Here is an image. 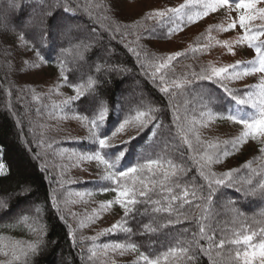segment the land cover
<instances>
[{
  "label": "trees",
  "instance_id": "16d2710c",
  "mask_svg": "<svg viewBox=\"0 0 264 264\" xmlns=\"http://www.w3.org/2000/svg\"><path fill=\"white\" fill-rule=\"evenodd\" d=\"M134 1L136 0H126ZM65 2L66 0H0V152L1 162L5 167V173H0V247H5L4 253H7L1 259L3 264H22L23 257L20 261L13 260L10 244L35 243L37 239H42L43 243L35 254H29V264H136L115 262L110 256L104 255L106 249L103 245L115 242L135 243L137 249L134 253L140 257L142 252L146 255L162 254L165 250L162 245L178 250L185 241L191 240L192 233L198 232L201 225L214 241L233 237L241 232L259 233L264 228V187H261L264 185V153L259 151L260 143H256L254 147L250 145L251 138L230 151L227 157H222L219 162L207 165L204 169L207 172L210 168L217 178L225 172L233 171V186H226V181L224 185L215 187L210 204L203 200H193L191 205H184L180 211L191 209V215L187 219L181 216L180 223L170 225L162 232L140 235L143 225L151 223L152 216L157 214L145 213V208L152 206L138 203L133 206L131 218L123 225L124 229L131 228V233L118 230L116 234H109L106 230L114 224L101 231L95 240L91 235L81 232L80 225L84 228L83 218L90 212L79 196H92L106 203L115 200L116 193L102 190L110 183L102 179L106 173L102 164L90 161L97 165L94 175H91L90 169L76 166V159H81L83 154L99 150L98 145L88 138L89 125L76 119V115H89L91 119L98 114L101 106H106L108 114L104 124L97 130L103 136L110 134L124 117L134 116L137 111L160 107L168 101V97L160 93L156 84L145 75L137 57L127 50L124 42L119 38L110 41V34H101L103 28L100 24L113 22L135 25L132 31L135 36H142V39L132 43V47L137 48L140 60L145 62L149 72L152 66L170 55L158 47L178 39L179 35L188 28L195 27V24L184 20L181 25V21L169 20L167 16L153 20L149 15L157 11L151 10L134 19L120 9H112L109 0H72L74 11L67 13L62 7ZM84 3L90 5L91 15L84 11ZM101 5L109 7L102 8ZM41 18L42 27H33ZM28 20L33 24L24 26ZM210 20L203 31L196 36L191 34L187 37L183 43L186 44L184 53L162 70L166 79L173 84L188 81L180 89L170 87V91L176 95L168 103L166 114L160 115L165 125L163 134L157 130V136L153 137L151 125L137 134L135 126L129 125V136H136V139L131 141L128 154L121 160L120 167L124 171L135 167L138 162L154 158L177 162L175 149L167 150L168 146L175 145L167 135V126L175 127L177 123L174 113L180 116L179 122L185 128L192 129L184 135L188 136L194 149L186 151L183 161L184 166L188 167L185 180L191 179L188 184L190 189L193 185L207 183L200 175V164H206L202 158L211 154V149L207 146L219 144L223 149L226 147L225 141L238 139L221 132L224 125L235 123L221 118L220 114L235 112L240 106L235 105L223 89L197 78L198 74L211 73L208 53H218L220 49L217 41L220 28L213 20L210 23ZM64 23L72 28L67 37L60 35ZM18 33L25 35L29 42L27 52L21 50L17 53L12 48L11 42L16 40ZM5 38L8 40L7 44L3 43ZM128 40L132 41L133 37L129 36ZM33 46L40 51L43 61L34 55L31 50ZM205 52L207 57L204 56ZM30 57L37 61L36 66H33L34 62ZM38 62L42 70L52 72L53 78L68 91L66 95L59 92L57 81L53 86L49 82L22 81L25 74L37 71ZM61 68L64 69L67 82L59 74ZM89 79L96 81L92 88L87 87ZM224 83L233 90L226 81ZM80 84L85 86L82 89L84 95L66 105L64 101L75 96V87ZM136 87L144 95L140 98L134 95L128 97L132 94L130 90ZM84 101L95 105V108L83 112ZM141 104L143 107L139 106ZM173 104H178V108L174 109ZM243 111L254 112L249 107H245ZM72 124L76 126L74 129L71 128ZM237 127L242 130V125ZM114 139L115 137L112 140ZM112 145L113 147L102 150L101 154L115 152L123 146L122 142ZM181 148L185 149L186 145L181 143ZM69 153L81 155L77 158ZM231 159L233 161L229 163ZM75 169H82L84 172L76 174ZM144 178L145 174L138 170L124 180L130 186L135 181L139 187V181ZM149 187L152 189L149 194L154 199L158 198V187ZM139 199L144 198L138 197ZM196 204L200 207H195ZM35 211H40V215L35 214ZM119 212L120 216L115 224L124 218V211L120 206ZM202 213L205 217L203 220ZM32 228L42 229V232L34 233ZM185 228L188 231L185 232ZM174 236L179 237L180 243L173 239ZM258 238L257 236L255 240ZM199 244L208 249V254L199 252L195 264H214V261L217 264H227L228 250L235 247L226 245L225 249H220L208 240H200ZM93 252L95 256L89 259ZM177 256L184 258V254L177 251L167 261L162 260L161 264H176Z\"/></svg>",
  "mask_w": 264,
  "mask_h": 264
},
{
  "label": "snow or ice",
  "instance_id": "6c2138e0",
  "mask_svg": "<svg viewBox=\"0 0 264 264\" xmlns=\"http://www.w3.org/2000/svg\"><path fill=\"white\" fill-rule=\"evenodd\" d=\"M126 2V0H125ZM193 0H188L191 4ZM195 3L202 9V11L197 12L195 16L187 15L184 9L188 6L187 4L181 5L179 8L172 7L164 11H157L149 15L150 19L156 20L164 17H168L169 20H177L183 22L185 17H187V22H191L193 19H197L202 16H207L210 12H216L217 10H223L225 17L233 11H238V24L243 30L244 34L234 37L235 44H246L249 49H254V59L247 62L246 67L241 68L240 63L227 65L224 67H213L211 68L210 74H198L197 78L202 81L210 82V84L223 89L227 95L234 101L237 107L235 112H229L227 115L221 113V118L228 121H232L237 125H242V130L238 136V139L225 141L226 147L221 149L219 144L208 145L207 147L211 149V154L205 155L202 159L206 161V164H200V175L204 177L207 181L206 185L196 186L190 189L188 184L191 179L185 180V176L188 172V167L184 166L183 161L186 158V151L189 149H194V145L189 141L188 136L184 135L185 132H191V128H185L179 121L180 116L175 115L174 118L177 121L175 127L171 125L167 126V135L171 143L175 144L176 163H173L171 159L154 158L149 159L147 162H138L135 167H129L127 171H124L120 167L121 160L125 158L128 154V146L131 141L136 139V136H129L127 140L123 141L122 147L116 149L115 152H105L101 154L102 150L109 149L113 147L110 141L119 133H125L127 131L126 126L134 125L137 134L148 128L151 125V135L153 137L157 136V130H160L163 134L165 125L160 119V115L166 114L168 109V103L173 100L176 95L175 92L170 91V87L175 89H180L184 87L188 81H182L180 83H171L166 79L163 69L168 67L169 62L173 61L176 56L180 55L177 53L176 56H168L162 59L159 64L151 67V71L145 67V62L140 60V53L137 51L136 47H132V43L136 40L142 39V36H135L132 29L135 25H123L119 23L109 22L107 24H100L103 28V34H110L109 39L114 40L119 38L124 42L128 51L137 57V61L140 62L141 68L144 69L145 75L149 77L154 84H156L157 89L160 93H163L168 97L163 105L157 108H150L145 111H137L135 115H129L123 118L122 122L110 133L104 134L103 136L97 131L105 122V118L108 114V109L106 106H101L98 114L93 115V118H89V115H76V119L83 120L89 125V139L98 145L97 151L91 154H83L81 159L88 161H97L102 164L106 170L105 175L102 179L109 181L107 188L102 189L103 191H114L116 193L115 200H109L106 203L100 205L101 209L107 208L109 205L115 203L118 204L124 211V218L117 224H114L111 228L106 231L109 234H116L118 230H123L128 233L132 232L131 228L124 229L123 225L126 224L131 218V213L134 210L135 205L138 203L144 205H151V208H145V213H155L151 219V223L143 225V231L140 235H145L147 233H158L162 232L164 229L169 228L170 225H175L180 223V217L183 216L185 219L191 215V209L181 212L180 210L184 208V205H191L193 200H203L206 204H210L212 201L213 193L215 187L224 185L226 181L228 184L226 186H233L234 172L228 171L223 173L220 177H216V174L208 168L205 172L204 169L207 165H211L214 162H219L222 157H227L230 151H234L241 143L245 140L251 138L252 140H259L260 147L259 151L264 153V40L260 37H264V6L258 7V5H264V0H240L239 3H231L230 0H195ZM109 4L112 9H120V0H109ZM81 5H76L80 7ZM63 10L67 13L74 11L72 6V0H66L65 4L62 5ZM84 11H87L91 15L90 5L84 3L82 5ZM101 7H109V5H101ZM99 21V16H98ZM260 20L262 23L258 26L256 30H253L251 25L253 21ZM43 19L41 18L36 26L42 27ZM237 26L236 20H230L227 23V29H234ZM65 34L72 31L71 25H67L64 28ZM175 30V29H174ZM226 30V29H222ZM151 31V30H150ZM43 36V33H41ZM132 36L133 40L129 41L128 37ZM3 43L7 44L8 40L3 39ZM12 48L19 53L21 50L27 52L29 50V42L26 40L25 35L22 33L17 34L15 41H12ZM224 47H226L229 52H232L234 47L231 42H224ZM32 52L40 61L44 60L37 47L33 46L31 48ZM108 51L107 48H105ZM33 66H36L35 64ZM123 70V69H120ZM250 73H260L261 78L259 85L249 86L248 91L236 92L230 90L224 81L228 80H238ZM60 76L64 77L65 82H67V77L64 76V69H60ZM159 74V75H158ZM194 82V81H193ZM96 84L95 80L89 79L87 81V87L92 88ZM72 86V85H69ZM84 84H80L75 87V96L68 97L64 103L67 105L73 101L79 100L83 95ZM143 107V105H139ZM173 108H178V104H173ZM245 107H249L254 110L253 113H246L243 111ZM90 108L94 109L95 105H89L88 101H84L83 112H89ZM151 113V114H149ZM181 143L186 145L185 149L181 148ZM197 143H199V138L197 137ZM39 158V154H38ZM199 164V161H197ZM139 172L145 174V178L139 181V187L136 186L135 181H133L130 186L124 178L130 177V174ZM152 188L158 187L157 192L158 198L154 199L149 193ZM264 187V185H261ZM179 191H176V190ZM138 197H143L144 199H139ZM179 201V203H177ZM195 207H200L196 204ZM74 215V214H73ZM204 214H201V219L203 220ZM27 219V217H25ZM34 233L42 232V229L32 228ZM184 231H188L187 228ZM165 235H168L167 233ZM258 240H255L256 237ZM95 240V237H92ZM173 239L180 243L179 237H173ZM200 240H208L215 243V245L220 249H225L226 245L235 246L233 249H229V260L227 264H264V228H261L259 233L256 231H251L250 233H238L233 237L223 238L219 241H214L211 235L205 233V228L201 225L198 232L192 233V239L185 241L181 247L177 250L171 248L168 245H162L165 249L162 254H144L140 253V260L143 264H161L162 260L167 261L170 257L174 256L177 251L184 254V258L181 259L179 256L176 257V264H195L197 254L199 252H204L208 254V249L202 248L199 244ZM43 243L42 239H37L35 243H24L15 242L9 245L13 249L12 257L14 261H20L23 257L22 264H29L28 256L29 254H35L40 244ZM105 249L119 250L121 254L125 251L137 249L135 243L125 244L122 242H115L111 244L103 245ZM211 247V245H210ZM195 249V250H193ZM234 253V254H233ZM7 255V253H4ZM95 256V252L91 253L89 259ZM214 264L217 262L214 261Z\"/></svg>",
  "mask_w": 264,
  "mask_h": 264
},
{
  "label": "rangeland",
  "instance_id": "374dc122",
  "mask_svg": "<svg viewBox=\"0 0 264 264\" xmlns=\"http://www.w3.org/2000/svg\"><path fill=\"white\" fill-rule=\"evenodd\" d=\"M231 3H239L240 0H235L230 1ZM120 11L123 13H128L129 17L131 18H139L145 11L151 10V11H159L162 8H172L176 7L179 8L181 5L187 4L188 6L184 9V12H186L187 15L190 16H195L197 12L202 11V9L195 3V0L191 4L188 3V0H136L134 2H120ZM264 5H258V7H262ZM187 11L191 12L188 13ZM238 11H233L231 12L228 17L226 18L223 10H217L216 12H210L207 16H202L197 19H193L191 22L194 23L195 27L188 28L182 35H179V38L171 41L169 43H165L162 46L158 47L161 49V51L169 53V56H176L177 53H184V49L186 47L185 41L187 40V37L189 35L191 36H196L198 33L204 30V27L206 26L207 22L211 19L216 23V26H219L220 31L217 34V41L220 43L219 47L220 49L218 50L219 52L217 53L216 51H211L208 53L210 56L209 59V64L210 68L213 67H224L227 65L231 64H236L240 63L241 68L248 66L247 62L254 59V49H249L246 44H240L237 45L235 44L234 37L243 35L244 32L243 30L239 27L238 24ZM210 20V23L212 21ZM230 20H236L237 26L234 29H227V23ZM185 22H187V17H185ZM201 22V23H200ZM262 22L260 20H256L252 22V29L256 30L258 26ZM30 24H33L30 20H28L24 26H30ZM37 24V23H36ZM36 24H33L32 26L35 27ZM183 23L181 22V25ZM67 26L64 23V27ZM63 27V28H64ZM60 31L61 36L67 37L69 33L65 34L64 29ZM0 29L2 27L0 26ZM226 29V30H222ZM86 38H90L89 36ZM261 40H264V37H260ZM224 42H231L233 43L234 47L232 49V52L230 53L229 50L223 46ZM76 52V50L74 49ZM79 50L77 51V53ZM206 52L204 53V56L207 57ZM180 55L176 56L179 57ZM28 57V56H27ZM30 60L34 62L33 64L37 63V61L33 58L30 57ZM39 64V62H38ZM28 73V72H27ZM84 76V75H83ZM261 78L260 73H250L247 76L242 77L241 79L238 80H231L228 81L226 80L227 84L231 86L233 90H236L238 92L248 91L249 86H256L259 85ZM22 81L28 82V81H35V82H49V85L53 86L56 83V78H53V74L49 70H42L40 64L38 65V69L35 72H31L29 74H25L22 78ZM58 89L59 92H62L64 95L68 93L66 89L62 88V84L57 81ZM242 89V90H241ZM131 95L128 97H134L137 96L140 98L144 94L141 92L139 93V88H132ZM202 95V94H201ZM203 99H206V96H203ZM254 111V110H253ZM211 126V122L210 125ZM224 129L221 130V132L226 135V136H232V137H238L241 129L237 127V125L232 124V125H224ZM76 126L71 125V128L74 129ZM127 131L125 133H119L115 136V139L112 140V144H117L120 142H123L128 139L129 134H130V129L131 127L128 125L126 126ZM249 143L252 147L256 143H260L259 140H252L249 139ZM175 149V145L168 146L167 150ZM70 154V153H69ZM78 153L75 155L70 154L72 157H79ZM2 157H1V152H0V173L4 174L5 173V167L3 163L1 162ZM233 159L229 161V163H232ZM76 166H81V167H86L87 169H90L92 171L91 175H94L96 172L95 166H97L95 163H91L90 161H82L81 159H76L75 162ZM92 165V166H91ZM79 172H84L82 169L77 170L75 169V173L78 174ZM82 199V204L85 202L86 207L89 209L88 212L90 214H86L85 217L83 218L84 221V228L82 225H80V230L81 232L85 234H89L92 237H96L101 231H105L107 227H111L113 224H115L116 219L120 216L119 212V206L116 204H111L107 208L101 209L100 205L103 204L101 201L97 200L96 198L92 196H85V195H80L79 199ZM35 214L40 215V211H35ZM192 239V238H191ZM6 244V243H4ZM3 244V245H4ZM8 245V244H6ZM2 248V246L0 247ZM4 248L0 249V264H3L4 262L1 261L2 257H5L4 254ZM104 255L110 256L111 259H113L115 262H120L124 261L126 263H136V264H143V261L140 260V257H138L134 251L128 250L125 251L123 254L120 253L119 250H113V249H106Z\"/></svg>",
  "mask_w": 264,
  "mask_h": 264
}]
</instances>
